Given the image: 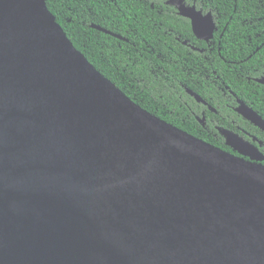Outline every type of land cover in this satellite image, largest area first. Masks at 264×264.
I'll return each mask as SVG.
<instances>
[{"label": "water", "instance_id": "95a60500", "mask_svg": "<svg viewBox=\"0 0 264 264\" xmlns=\"http://www.w3.org/2000/svg\"><path fill=\"white\" fill-rule=\"evenodd\" d=\"M49 1L0 0V264H264V166L137 105ZM167 4L214 37L211 13ZM238 112L264 132L250 107Z\"/></svg>", "mask_w": 264, "mask_h": 264}, {"label": "trees", "instance_id": "16d2710c", "mask_svg": "<svg viewBox=\"0 0 264 264\" xmlns=\"http://www.w3.org/2000/svg\"><path fill=\"white\" fill-rule=\"evenodd\" d=\"M168 1L51 0L48 8L88 61L152 115L225 152L226 132L264 142L236 110L237 99L264 120V0H184L213 15L209 42Z\"/></svg>", "mask_w": 264, "mask_h": 264}, {"label": "flooded vegetation", "instance_id": "af4514ba", "mask_svg": "<svg viewBox=\"0 0 264 264\" xmlns=\"http://www.w3.org/2000/svg\"><path fill=\"white\" fill-rule=\"evenodd\" d=\"M195 98V97H194ZM203 100V99H202ZM204 101V100H203ZM236 102H237V108L236 110L238 111V109L240 108V105L238 103V100L236 99ZM200 103H203L206 108L213 112V113H216V110L213 109L210 105H208L207 103L205 102H200ZM240 129V128H239ZM244 135H247V137L249 138L248 140L246 138H244V136H242L241 134L239 133H235L236 136H238V138L242 139L244 142L246 143H249L251 145H253L255 148H257L259 150V152L264 156V152L262 150H264V142H263V139L260 138L259 136H256L254 134H251L249 132H246V131H243ZM225 142H226V145H227V139L225 137ZM227 147H229L230 151H226L234 156H237V157H240V158H244L246 161H250L252 160L250 157L248 156H243L242 154H240L238 151H235L232 147H230L229 145H227ZM225 151V150H224ZM253 162L251 163H257V164H260V165H263L264 166V160L263 161H256V160H252Z\"/></svg>", "mask_w": 264, "mask_h": 264}, {"label": "bare ground", "instance_id": "6f19581e", "mask_svg": "<svg viewBox=\"0 0 264 264\" xmlns=\"http://www.w3.org/2000/svg\"><path fill=\"white\" fill-rule=\"evenodd\" d=\"M254 197H256V198H257V197H261V198H262V197H263V195H262V194H260V193H259V194L255 193Z\"/></svg>", "mask_w": 264, "mask_h": 264}, {"label": "rangeland", "instance_id": "374dc122", "mask_svg": "<svg viewBox=\"0 0 264 264\" xmlns=\"http://www.w3.org/2000/svg\"><path fill=\"white\" fill-rule=\"evenodd\" d=\"M246 161V160H245ZM247 162H253L252 160H250V161H247Z\"/></svg>", "mask_w": 264, "mask_h": 264}]
</instances>
